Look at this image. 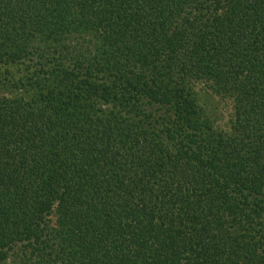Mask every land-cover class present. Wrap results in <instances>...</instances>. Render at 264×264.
Instances as JSON below:
<instances>
[{
    "label": "trees",
    "instance_id": "obj_1",
    "mask_svg": "<svg viewBox=\"0 0 264 264\" xmlns=\"http://www.w3.org/2000/svg\"><path fill=\"white\" fill-rule=\"evenodd\" d=\"M0 264H264V0H0Z\"/></svg>",
    "mask_w": 264,
    "mask_h": 264
},
{
    "label": "rangeland",
    "instance_id": "obj_2",
    "mask_svg": "<svg viewBox=\"0 0 264 264\" xmlns=\"http://www.w3.org/2000/svg\"><path fill=\"white\" fill-rule=\"evenodd\" d=\"M207 98L209 99L210 104H212L216 108V111H218V118H220V119L225 118L226 112L224 110V105L221 104V103H219V102H217L213 98H211V96L209 94H208V97Z\"/></svg>",
    "mask_w": 264,
    "mask_h": 264
}]
</instances>
